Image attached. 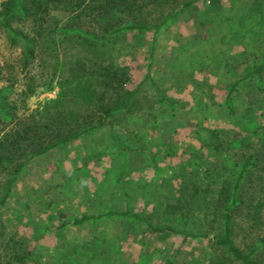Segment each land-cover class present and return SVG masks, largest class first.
Returning <instances> with one entry per match:
<instances>
[{
  "label": "rangeland",
  "instance_id": "rangeland-1",
  "mask_svg": "<svg viewBox=\"0 0 264 264\" xmlns=\"http://www.w3.org/2000/svg\"><path fill=\"white\" fill-rule=\"evenodd\" d=\"M184 1L145 7L148 23L170 15L166 26L122 32L109 43V55L120 54L123 87L137 86L131 101L99 128L21 168L0 203L3 257L14 245L23 254L14 264H237L207 237L220 230V197L225 192L228 203L245 156L256 166L236 190L245 202L232 208V239L244 250L264 239V223L251 224L247 203L264 184V89L242 80L224 103L231 78L264 58V0ZM15 53L0 33L1 73ZM56 90L37 86L18 112ZM162 94L176 100L174 111L156 102ZM228 134L243 136L241 148L211 143ZM6 175L0 172V196ZM124 209L140 218L106 214ZM84 213L99 217L72 223Z\"/></svg>",
  "mask_w": 264,
  "mask_h": 264
},
{
  "label": "trees",
  "instance_id": "trees-1",
  "mask_svg": "<svg viewBox=\"0 0 264 264\" xmlns=\"http://www.w3.org/2000/svg\"><path fill=\"white\" fill-rule=\"evenodd\" d=\"M172 0H1L0 33L7 46L15 49L11 61H4L0 72V172L7 174L0 203L21 168L31 159L47 154L58 146L99 128L116 111L126 108L137 87H123L124 71L116 58L108 53V45L122 32L144 31L155 33L166 26L170 15L164 14L154 22L142 18L149 5L165 4ZM192 0L184 1L183 6ZM168 15V16H167ZM253 79L256 87L264 89V58L247 68L239 77L231 78L225 86L224 103L228 107L240 81ZM56 86L53 98L43 101L28 113L18 112L25 98L37 86ZM156 102H163L170 112L176 100L164 94ZM264 118V115L262 116ZM252 120H250L251 123ZM255 121V120H253ZM259 157L264 160V127L261 130ZM243 136L228 134L213 145L241 148ZM263 143V144H262ZM261 155V156H260ZM256 166L244 157L235 170L234 181L227 195L221 191L220 230L212 234L211 246L221 247L237 264H264V239L244 250L232 239L233 206L245 199L236 192L251 167ZM256 196L247 201L252 206L248 217L251 224L264 223V184ZM106 214L140 218L128 209L109 210ZM99 214H80L72 223L92 222ZM152 232L170 231L190 234L168 225L148 226ZM0 253V264L22 261L23 254L14 245L7 257Z\"/></svg>",
  "mask_w": 264,
  "mask_h": 264
}]
</instances>
